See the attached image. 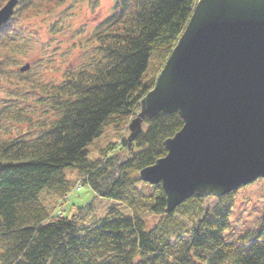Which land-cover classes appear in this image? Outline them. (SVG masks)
I'll list each match as a JSON object with an SVG mask.
<instances>
[{"label":"trees","instance_id":"1","mask_svg":"<svg viewBox=\"0 0 264 264\" xmlns=\"http://www.w3.org/2000/svg\"><path fill=\"white\" fill-rule=\"evenodd\" d=\"M7 1L0 0V8ZM75 1L19 0L0 27V90L7 94L0 102V264H264V214L259 228L227 235L236 191L191 197L167 212L162 185L140 179L142 168L167 154L165 139L184 124L179 113L147 118L135 149L127 146V126L197 0H113L108 15L81 42L84 57L62 72L56 67L55 80L40 82L34 72L42 63L32 55L36 47L45 54L51 43L25 23L37 16L54 19L49 27L60 32ZM154 50L161 61L143 79ZM26 59L32 64L24 74L17 68ZM109 124L122 131L120 149L90 159L87 145ZM66 167L76 168V180ZM78 181L129 213L111 208L84 226L80 219L92 201L72 216L53 215L58 201L48 206L42 194L65 199ZM148 211L160 214L151 230L143 218Z\"/></svg>","mask_w":264,"mask_h":264},{"label":"water","instance_id":"2","mask_svg":"<svg viewBox=\"0 0 264 264\" xmlns=\"http://www.w3.org/2000/svg\"><path fill=\"white\" fill-rule=\"evenodd\" d=\"M17 1L0 9V25ZM139 106L128 147L146 118L176 112L184 120L165 139L167 154L139 172L163 186L167 212L191 197H222L264 179V0H198Z\"/></svg>","mask_w":264,"mask_h":264},{"label":"rangeland","instance_id":"3","mask_svg":"<svg viewBox=\"0 0 264 264\" xmlns=\"http://www.w3.org/2000/svg\"><path fill=\"white\" fill-rule=\"evenodd\" d=\"M96 1L76 0L73 6H69L66 11L63 19L64 22L59 24V26L63 25V28L57 33H53L49 27L50 22H54V19L37 16V18L25 23L28 24L31 29L38 30L42 41H50L51 43L48 52L42 54L43 56H47L46 58H41L42 55L38 52L37 47L32 55V57L37 60L40 58L42 63L37 66L34 72V74L38 76L37 79L40 82L55 80L57 72L54 69L56 67L62 72L65 69L71 68L73 64L84 57L86 52L81 48V42L87 40L91 26L108 15L109 10L113 6V0H98V7L93 10L91 6ZM28 61L29 59L22 60L21 64L23 65ZM160 61V52L157 50L152 51L148 67L143 73V79H146L155 71ZM5 89L6 88L0 90V102H3V98L7 95ZM30 97H32V95H30ZM21 126L25 127L26 125ZM121 140V129L115 125L109 124L105 126L101 135L94 138L87 145V156L95 160L103 157L106 151H111L109 154L117 152L120 149ZM111 147L113 148L112 150H110ZM65 171L71 180H76L78 176L76 168L66 167ZM142 189L147 193L151 192V189L145 187V185H142ZM42 199L48 206H53L56 204L55 201H58L57 207L53 209V215L55 216L59 214L72 216L79 212L78 209L80 207H84L94 201V207L89 211H84L82 214L80 223L84 226L98 222L111 208H118L124 213H129L128 208L122 203L113 199L98 197L95 191L87 184L83 185L80 191H78L76 187L72 189L71 193L65 199L58 200L54 195L46 194L45 192L42 194ZM59 201H61L60 204ZM210 203L214 204L215 201L212 200ZM263 214L264 179H258L237 190L234 207L230 215V228L227 230V235L232 234V237H238L245 232L259 228ZM143 218L146 223V230H151L158 223L160 214L148 211L143 214Z\"/></svg>","mask_w":264,"mask_h":264}]
</instances>
